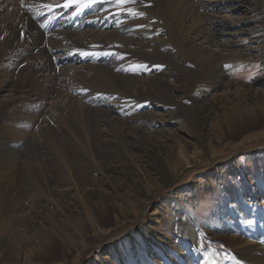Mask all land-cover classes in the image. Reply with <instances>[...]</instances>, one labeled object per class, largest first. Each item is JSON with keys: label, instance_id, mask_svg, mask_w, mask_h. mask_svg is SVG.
Segmentation results:
<instances>
[{"label": "rangeland", "instance_id": "obj_1", "mask_svg": "<svg viewBox=\"0 0 264 264\" xmlns=\"http://www.w3.org/2000/svg\"><path fill=\"white\" fill-rule=\"evenodd\" d=\"M259 2L262 20L256 37L250 36L239 46L227 38L207 43L215 55L204 68L196 60V52L190 62L177 47L165 52L173 58V65L166 61L158 70L165 81L159 87L158 98L150 99L154 90L151 85L136 93L147 98L142 101L141 112L145 116L154 115L152 119H144L142 135L149 134L153 142L147 137H129L133 147L128 152L121 145H105L98 166L87 154L68 153L73 157L72 163L86 173L80 187L61 180L58 182L61 188L52 187L49 192L50 187L44 185L42 172L38 171L43 167L51 174L59 168L51 174L55 177L64 170L66 154L54 146L55 141L64 142L63 137L60 140L53 134L54 141L42 138V146L35 151L30 142L24 147L18 144L20 148L14 154L28 158L35 179L17 182L18 185L10 182L12 187L7 182L3 183L5 186L0 184L4 186L0 191L9 187L19 190L15 201L0 198V264H151L147 254L155 249L161 247L167 252L175 251L173 245L184 249L188 245L182 235L166 224L165 219L173 216L163 199L171 202L174 210H184L193 216L205 246L226 248L225 236L229 233L264 231V40L261 39L264 38V0ZM199 39L188 41L198 43ZM85 76L77 86H68L77 90L75 96L79 102L97 106L90 99L102 90L116 96L107 87V80L100 81L96 75ZM125 95L131 102L123 104L111 99L114 115L128 110L129 103H139L130 91ZM134 108L129 114L137 112ZM84 109L80 111L84 122L91 131H97L99 126L98 122L94 123L93 115L98 112L86 106ZM71 113L66 120L77 128L76 112ZM246 121L251 123L246 125ZM180 149L188 154L189 162L181 161ZM162 168H176L177 175L170 177ZM108 206L113 223L106 224L104 227L110 231L96 239L92 219L96 212ZM246 206L251 208L249 218L239 213ZM141 226L149 228L146 236L140 232ZM222 228L224 231L217 232ZM135 233L140 234V239ZM87 240L91 242L85 246ZM198 262L208 264V258L202 256Z\"/></svg>", "mask_w": 264, "mask_h": 264}, {"label": "bare ground", "instance_id": "obj_2", "mask_svg": "<svg viewBox=\"0 0 264 264\" xmlns=\"http://www.w3.org/2000/svg\"><path fill=\"white\" fill-rule=\"evenodd\" d=\"M259 1L0 0V184L7 182L6 185H10L12 182L18 185L17 182L20 184L24 180L33 181V164L28 165V158H20L14 154V150L20 148L18 144L24 147L30 142L32 151H35L42 146V138L54 141L52 135L55 134L60 140L62 137L65 140V143L55 141L54 146L64 151V165H68H63L64 170L55 177L51 174L59 168L51 174L48 169L38 168L42 172L44 185L50 187L49 192H52V187L61 188L58 183L61 180L80 187L86 173L72 163L73 157L68 153L73 156L87 154L98 166L101 165L98 160L105 145H121L122 150L128 152L133 147L128 141L129 137H147L142 136L145 133L144 119H152L154 115L150 113L145 116L141 112L139 108L147 98L136 93L138 89L143 90L144 86L151 85L154 90L150 99L158 98L159 87L165 85L158 70L166 61L173 65V58L165 52L177 47L188 62L192 61L196 52V60L204 68V64L215 55L207 43L227 38L231 44L239 46L243 41L256 37L254 35L260 26L258 23L262 20ZM5 12L7 15H4ZM5 16L10 19L7 20ZM194 37L201 38L200 42L188 41ZM86 74L96 75L100 81L107 80V87L117 98L102 90L101 94L90 99V103L97 106L79 102L80 99L75 96L77 90L68 86H77L80 78ZM186 78L190 79V76ZM126 91H130L139 103H129L128 110L114 115L111 99L127 104L130 100L124 98ZM4 92H8V95H4ZM84 105L88 110L93 108L98 112L93 115L96 117L94 123L98 122L97 131H91L87 127L89 124L84 122L80 112L85 111ZM134 107L137 112L140 111L139 114H129ZM71 112H76L77 128L70 126L66 120L67 116L72 115ZM244 123L247 125L251 121ZM151 134L155 135V132ZM147 138L153 142L149 134ZM178 151L181 161L189 162L188 154L183 149ZM175 170L165 169L164 173L170 177L176 176ZM18 193L19 190L9 187L0 191V198L15 201ZM140 194H143L142 190ZM161 201L169 207L174 217L165 219L166 224L182 235L188 245L186 249L173 245L175 251L167 252L161 247L155 249L147 254L151 264H199L202 256L208 258V264H264V231L229 233V236H225L228 245L222 250L213 245L205 246L199 235V224L193 216L184 210H174L166 199ZM140 205L142 209L145 208L144 203ZM110 208L108 206L104 211L96 212L92 219V232L96 239L110 231V228L104 227L113 223ZM239 213L249 218L251 208H241ZM223 228L217 232L221 233ZM148 229L141 226L140 232L146 236ZM135 236L140 239V234L135 233ZM89 240L85 246L91 242ZM193 250L195 253L191 252Z\"/></svg>", "mask_w": 264, "mask_h": 264}, {"label": "snow or ice", "instance_id": "obj_3", "mask_svg": "<svg viewBox=\"0 0 264 264\" xmlns=\"http://www.w3.org/2000/svg\"><path fill=\"white\" fill-rule=\"evenodd\" d=\"M122 2H123V0H122ZM65 6H68V5H65ZM85 6H87V5H85ZM141 15H142V13H141Z\"/></svg>", "mask_w": 264, "mask_h": 264}]
</instances>
